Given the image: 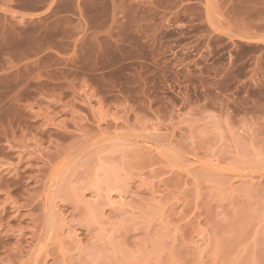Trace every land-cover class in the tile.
Instances as JSON below:
<instances>
[{
	"label": "rangeland",
	"instance_id": "1",
	"mask_svg": "<svg viewBox=\"0 0 264 264\" xmlns=\"http://www.w3.org/2000/svg\"><path fill=\"white\" fill-rule=\"evenodd\" d=\"M52 4L0 7V264H264V0Z\"/></svg>",
	"mask_w": 264,
	"mask_h": 264
},
{
	"label": "crops",
	"instance_id": "2",
	"mask_svg": "<svg viewBox=\"0 0 264 264\" xmlns=\"http://www.w3.org/2000/svg\"><path fill=\"white\" fill-rule=\"evenodd\" d=\"M52 0H35L37 7L36 8H29L28 0H27V10L24 9L23 2L19 0H0V7L4 9L3 15L8 18V21H11V14L15 13L18 15L19 18L27 19V21L32 20L34 18L40 19L44 14H46V8L49 6V3ZM60 0H53L52 7H56L57 3ZM71 3L74 0H64Z\"/></svg>",
	"mask_w": 264,
	"mask_h": 264
}]
</instances>
